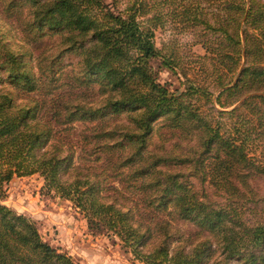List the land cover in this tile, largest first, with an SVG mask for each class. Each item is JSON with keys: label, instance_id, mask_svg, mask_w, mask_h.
Returning <instances> with one entry per match:
<instances>
[{"label": "trees", "instance_id": "16d2710c", "mask_svg": "<svg viewBox=\"0 0 264 264\" xmlns=\"http://www.w3.org/2000/svg\"><path fill=\"white\" fill-rule=\"evenodd\" d=\"M216 1L227 4L212 27L228 41L223 57L231 77L218 81L214 100L228 106L243 98L220 111L242 107L253 124L232 131L196 104L197 96L213 98L206 86L187 79L172 90L157 80L151 60L162 54L153 28L138 19L145 0H133L126 14L107 0H0L4 13L22 18L21 29L34 42L55 34L79 54L75 88L88 91L63 97V89L47 88L56 76L53 57L36 59V75L23 53L3 41L0 27V264H78L44 240L30 217L3 203L13 176L35 172L89 227L115 234L142 264H228L234 258L264 264V224L242 222L231 204L206 203L188 180L211 174V183L235 194V181L264 175L249 148L255 127L264 138V0ZM112 117L126 118L128 128L102 126ZM74 120H97L88 140L91 156L82 159L91 158L87 167L76 164L61 137ZM121 167L130 171L117 173ZM180 219L195 226L191 235L179 231Z\"/></svg>", "mask_w": 264, "mask_h": 264}, {"label": "rangeland", "instance_id": "374dc122", "mask_svg": "<svg viewBox=\"0 0 264 264\" xmlns=\"http://www.w3.org/2000/svg\"><path fill=\"white\" fill-rule=\"evenodd\" d=\"M107 1L112 3L116 11L124 14L130 12L127 7L133 2V0ZM226 7V3L222 4L216 0H145L146 13L138 14V19L142 24L153 28L155 46L162 54L151 60L157 80L172 90L183 88L187 79L206 86L213 94V98L211 99V95L208 94V98L203 95L197 96L196 104L200 106L201 111L218 120L223 130L232 131L235 125L251 127L253 124L252 116L242 107L234 113L220 111L230 110L239 105L243 98L228 106H221L214 100V96L220 90L218 81L226 82L231 77L230 73L225 74L227 58L223 57L228 51L224 46L228 41L220 30L212 27L215 25V17H225ZM21 19L4 13L0 4L3 41L12 49L23 53L36 75L40 73L36 59L43 57L46 60L53 57L56 76L47 84L48 86L45 85L47 88L63 89L59 92L63 97H66L64 95L68 91L88 93L87 89H82L83 86L75 88L77 81L74 77L80 74L79 54L66 48L55 34L43 37L44 41L34 42L30 34L21 29ZM162 56L170 59L174 67L165 66L161 62ZM36 96L42 97L39 93H35L34 97ZM97 98L95 97V100ZM96 122L97 120H74L65 125L68 127L66 130L61 131L62 140L65 141V145H69L68 150L72 149L74 160L81 167H87L91 161V158H86L84 162L82 159L91 156L88 154L90 152L88 140L92 137V128ZM109 124L117 128L123 126L128 128L124 117L123 119L112 117L102 126ZM255 132L251 135L253 141L249 143V148L254 160L264 165V138H261L262 134H258L260 128L255 127ZM129 171L128 167H121L117 173L124 175ZM114 180L115 184L120 183L119 178ZM188 180L199 198L206 203L231 204L236 217L242 222L248 225L264 224V175L248 176L245 184L235 181L238 186V192L235 194H230L215 182L211 183V174H207L205 178L203 174L192 175ZM3 203L30 217L44 240L59 251L71 255L78 264H142L134 259L133 254L115 234L106 229L89 227L86 218L70 200L45 187L43 176L38 172L13 176L8 183ZM176 223L179 225V231L184 234L191 235L190 232L195 231V226L184 219ZM228 264L245 263L234 258L230 259Z\"/></svg>", "mask_w": 264, "mask_h": 264}]
</instances>
